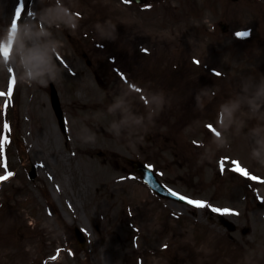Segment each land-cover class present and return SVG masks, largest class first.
Returning a JSON list of instances; mask_svg holds the SVG:
<instances>
[{"label": "rangeland", "instance_id": "374dc122", "mask_svg": "<svg viewBox=\"0 0 264 264\" xmlns=\"http://www.w3.org/2000/svg\"><path fill=\"white\" fill-rule=\"evenodd\" d=\"M85 1L22 0L13 35L21 0H0V92L19 80L22 142L0 148V175L16 172L0 182V264H264V202L232 170H253V152L264 166V0ZM129 157L182 196L238 208L233 229L154 194Z\"/></svg>", "mask_w": 264, "mask_h": 264}, {"label": "snow or ice", "instance_id": "6c2138e0", "mask_svg": "<svg viewBox=\"0 0 264 264\" xmlns=\"http://www.w3.org/2000/svg\"><path fill=\"white\" fill-rule=\"evenodd\" d=\"M130 2H131V0H124V3H126V4H128V3H130ZM22 9H23V2H22V0H21V4H20V6L17 8V10H16V12H15V15H14V18H13V24L11 25V29H12V33H13V35L15 34V30H16V24H17V22H18L20 19H22ZM17 13H19V15H17ZM236 35H237V36H245V37H247V36L250 35V33L247 32V31H245V32H238V33H236ZM9 51H10V49H9ZM3 54H4L5 56H7L9 53H8V52H4ZM196 63H198V61H197ZM216 75H220V73L217 72ZM15 83H16V82H15V79H14V77H13V78L10 80V82H9V90H8V92H7V93L0 92V96H5V95H7L8 97H11V95H12V91H13V87H14ZM7 106H8V102H7V100H6V102H5V110L7 109ZM209 127H211V126H209ZM4 128H5V130H6L7 132H10V126L8 125L7 122H5V124H4ZM215 135H219V133L216 132ZM5 142H7V135H0V148H2L3 143H5ZM225 159H227V158H225ZM232 163H233V165H234V167H233V169H232L233 171L239 172V173L242 174L243 176L249 177V178L252 179V180H259V179H260V178H258V177L253 176V175H250V173L248 172V170L243 169V168L240 166V164H239L238 161H235V162H232ZM221 170H222V171L224 170V169H223V161L221 162ZM13 175H14V173H12V172H7V174H6L5 176H0V181L6 180V179H8V177H11V176H13ZM262 182H264V181H262ZM166 190L169 192L170 195H172V196L178 198V199L181 200V201H184V202L188 203L189 205H193V206H196V207H210L212 211L217 212V213H221V214H229V213H231V212L233 211V210H231V209H221V208L211 207V206L208 205V203L205 202V201L192 200V199H190V198H187V197H185V196H182V195H180V194H178V193L172 191L171 189H166Z\"/></svg>", "mask_w": 264, "mask_h": 264}, {"label": "water", "instance_id": "95a60500", "mask_svg": "<svg viewBox=\"0 0 264 264\" xmlns=\"http://www.w3.org/2000/svg\"><path fill=\"white\" fill-rule=\"evenodd\" d=\"M140 168L142 169V171L144 172V176L146 178H151V173L143 166L140 165Z\"/></svg>", "mask_w": 264, "mask_h": 264}, {"label": "bare ground", "instance_id": "6f19581e", "mask_svg": "<svg viewBox=\"0 0 264 264\" xmlns=\"http://www.w3.org/2000/svg\"><path fill=\"white\" fill-rule=\"evenodd\" d=\"M223 223H225V224H226L227 222H226V221H224Z\"/></svg>", "mask_w": 264, "mask_h": 264}]
</instances>
